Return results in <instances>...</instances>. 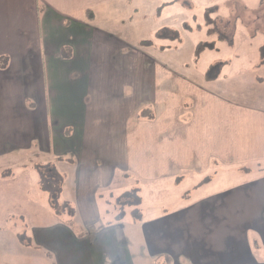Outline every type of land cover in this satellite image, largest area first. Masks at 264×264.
<instances>
[{
  "label": "crops",
  "instance_id": "0c3cea01",
  "mask_svg": "<svg viewBox=\"0 0 264 264\" xmlns=\"http://www.w3.org/2000/svg\"><path fill=\"white\" fill-rule=\"evenodd\" d=\"M129 2L0 0V160L54 166L72 209L19 231L14 253L31 250L33 264H264V108L225 98L231 61L211 55L240 27L263 26L264 9L228 0L224 15L215 1L183 24L204 35L192 45L168 24L152 38L127 29ZM226 169L241 182L147 220L101 210L190 179L203 188Z\"/></svg>",
  "mask_w": 264,
  "mask_h": 264
},
{
  "label": "rangeland",
  "instance_id": "374dc122",
  "mask_svg": "<svg viewBox=\"0 0 264 264\" xmlns=\"http://www.w3.org/2000/svg\"><path fill=\"white\" fill-rule=\"evenodd\" d=\"M129 1L125 24L127 29L131 31L136 29L141 36L152 38L158 27L168 24L171 27H177L180 31L181 44L190 43L193 45L200 37H204L199 33H187L183 24L187 21L190 22L194 16L201 19L202 15L203 19V9L211 7L213 2L216 1L221 6L224 15H229L227 5H225L228 0H194L192 12L185 11L181 1H175L170 6L162 0ZM244 1L252 9H264V0ZM139 3H141V8ZM135 9L139 11L137 12ZM240 29L233 40V45L230 46L226 40H223L222 43L217 42L219 51L211 54L223 59L224 62L231 61L224 65L225 77L223 76L221 82L225 89L234 91L224 89L223 95L240 104L264 108V25L256 29L255 27L252 29L240 27ZM178 43H174L175 49H177ZM198 66L202 67L203 63H199ZM205 66L208 65L205 64ZM219 67L220 65H218V69ZM192 69L194 66L190 65L181 71L184 70L183 73H186ZM39 162L40 160L34 155L0 160V264H33L34 255L31 250H24L23 258L25 259L19 258L14 253L23 250L19 244L21 241H19L20 232H23L25 228L36 226V224H47L54 221L67 222L72 219L61 199L62 189L58 194V200L53 202L51 194L43 188L41 167L45 165H41ZM14 165L23 166V169L16 170ZM228 171L226 169L223 175L218 176L214 184L208 185L207 183L203 188L192 190L194 181L190 179L183 184L169 185V190L165 187L166 194L164 195L163 192L153 191L150 194L145 192L140 206L134 205L131 208V206L127 207V204L118 205L119 199L114 197L111 202L109 201L111 206L109 204L108 207H103L101 210L107 220L112 222L121 220V222L128 223L129 220H147L160 215L164 210L179 209L183 204L201 196L241 182L243 175ZM201 181L199 180L197 183L200 184ZM126 186L131 190L134 181L129 179L126 181ZM25 190L30 193V199ZM129 193L133 195L131 192ZM130 195L127 194V196ZM2 197L5 198L2 200ZM128 204H136V202ZM2 205L4 207H1ZM29 212H32V215ZM116 216H120L121 219H115ZM121 222L119 221V223ZM155 264L162 263L157 261Z\"/></svg>",
  "mask_w": 264,
  "mask_h": 264
},
{
  "label": "trees",
  "instance_id": "16d2710c",
  "mask_svg": "<svg viewBox=\"0 0 264 264\" xmlns=\"http://www.w3.org/2000/svg\"><path fill=\"white\" fill-rule=\"evenodd\" d=\"M41 169L43 170V188L51 194V199L53 200V202H56L59 197L58 194L61 192L62 189L63 179L52 165L42 166ZM64 207L66 210H68V213L72 212V209L68 207L67 204L64 203Z\"/></svg>",
  "mask_w": 264,
  "mask_h": 264
}]
</instances>
